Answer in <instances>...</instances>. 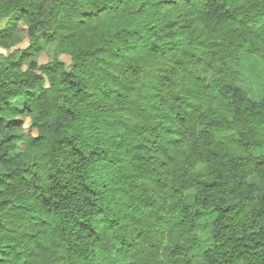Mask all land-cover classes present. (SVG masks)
Listing matches in <instances>:
<instances>
[{
  "label": "trees",
  "instance_id": "obj_1",
  "mask_svg": "<svg viewBox=\"0 0 264 264\" xmlns=\"http://www.w3.org/2000/svg\"><path fill=\"white\" fill-rule=\"evenodd\" d=\"M0 49V264H264V0H0Z\"/></svg>",
  "mask_w": 264,
  "mask_h": 264
},
{
  "label": "rangeland",
  "instance_id": "obj_2",
  "mask_svg": "<svg viewBox=\"0 0 264 264\" xmlns=\"http://www.w3.org/2000/svg\"><path fill=\"white\" fill-rule=\"evenodd\" d=\"M4 25L5 23L2 26ZM0 53H3L1 49ZM51 56V52L43 54L40 57V62L45 63ZM61 59L66 63L70 62L68 57L62 56ZM242 64L243 72L240 77V85L254 97H261L264 94V63L258 58L244 55ZM253 154L256 156L264 155V148L254 150Z\"/></svg>",
  "mask_w": 264,
  "mask_h": 264
}]
</instances>
